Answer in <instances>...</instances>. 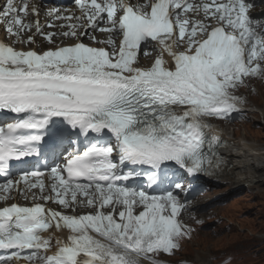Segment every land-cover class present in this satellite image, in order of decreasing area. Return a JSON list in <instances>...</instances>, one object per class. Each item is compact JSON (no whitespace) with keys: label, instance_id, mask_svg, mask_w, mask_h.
Masks as SVG:
<instances>
[{"label":"snow or ice","instance_id":"obj_1","mask_svg":"<svg viewBox=\"0 0 264 264\" xmlns=\"http://www.w3.org/2000/svg\"><path fill=\"white\" fill-rule=\"evenodd\" d=\"M257 2L0 0V111L16 115L0 124V264H161L180 249L192 229L167 170L226 164L203 118L242 111L240 88L264 79ZM38 36L52 46L28 47ZM153 43L159 54L141 64ZM41 157L44 170L16 168ZM143 178L148 188L135 186ZM13 190L32 204H8ZM81 206L91 211L75 214Z\"/></svg>","mask_w":264,"mask_h":264},{"label":"rangeland","instance_id":"obj_2","mask_svg":"<svg viewBox=\"0 0 264 264\" xmlns=\"http://www.w3.org/2000/svg\"><path fill=\"white\" fill-rule=\"evenodd\" d=\"M257 99V96L251 97L256 106L259 105ZM258 107L264 109V104ZM255 116L260 119L262 115L257 112ZM253 127L260 129L256 125ZM247 128L248 131L243 127L238 129V133H246L248 139L264 141V129ZM213 190L217 194L223 191L219 200L215 194L207 192L198 201L212 200L205 205L209 206L218 200L209 208L220 216L219 227L216 231L210 225L204 227L201 235L185 243L178 257H184L192 264H264V183L244 190L248 193L246 196L242 189L228 192L229 187L225 183L214 185Z\"/></svg>","mask_w":264,"mask_h":264},{"label":"bare ground","instance_id":"obj_3","mask_svg":"<svg viewBox=\"0 0 264 264\" xmlns=\"http://www.w3.org/2000/svg\"><path fill=\"white\" fill-rule=\"evenodd\" d=\"M254 105L250 104L251 110L256 106ZM258 110L264 118V109L258 107ZM213 124L219 126L213 127V129L221 136L229 135L231 131L234 134V137L227 136V139H230L231 142L226 149V156L229 157V167L224 174L217 178V182H225L229 187L228 192L240 189L251 190L257 187V183H264V141L253 138L248 139L247 134L243 132L239 134L238 129L231 130L229 127L216 122ZM213 194H217V192ZM205 200L207 199L196 202L193 209L197 210L199 206H205L212 201ZM53 234L61 236L59 232Z\"/></svg>","mask_w":264,"mask_h":264}]
</instances>
